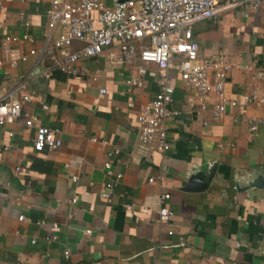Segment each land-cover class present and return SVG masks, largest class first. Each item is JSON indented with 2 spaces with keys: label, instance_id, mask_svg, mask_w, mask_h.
Masks as SVG:
<instances>
[{
  "label": "crops",
  "instance_id": "obj_1",
  "mask_svg": "<svg viewBox=\"0 0 264 264\" xmlns=\"http://www.w3.org/2000/svg\"><path fill=\"white\" fill-rule=\"evenodd\" d=\"M47 8V0H0V96L24 83L48 106L36 100L24 107L39 118L32 128L19 121L0 126V264H264V106L235 109L214 122L172 70L169 108L177 114L167 121L170 150L147 156L137 112L157 93L154 78L140 76L142 87L129 88L138 60L114 65L104 57L78 62L75 76L54 69L44 77ZM192 34L201 57L221 51L231 65V96L257 85L264 1L195 24ZM26 35L34 41H23ZM6 37L17 40L3 45ZM251 119L260 122L254 133ZM36 126L59 129L61 146L35 152ZM112 150L113 173L122 178L107 204L100 193L114 180L103 168ZM193 176L199 185L190 184ZM164 193L174 212L167 223L157 206L143 208Z\"/></svg>",
  "mask_w": 264,
  "mask_h": 264
},
{
  "label": "built area",
  "instance_id": "obj_2",
  "mask_svg": "<svg viewBox=\"0 0 264 264\" xmlns=\"http://www.w3.org/2000/svg\"><path fill=\"white\" fill-rule=\"evenodd\" d=\"M47 1L42 53L47 56L49 65L43 73L44 77H49L54 69L75 76L80 73L78 62L104 57L114 65L131 64L133 60H138V77H131L126 81L129 88L142 87L140 76L154 78L157 93L152 100L141 105L137 112L138 141L140 149L147 156L153 152L165 154L170 150L167 121L177 114L169 108L174 94V88L169 82L172 70L176 71L184 86L192 90L194 100L199 103L201 110L211 113L214 122L219 123L235 109L264 106V67L255 73L257 85L254 88L243 93L240 98L231 96L227 91L231 65L224 61L221 51L212 56L201 57L192 34L195 24L217 21L223 12L238 5L257 9L264 0ZM16 40L6 37L3 45ZM23 41L32 43L34 40L26 35L23 36ZM74 44L78 46H73ZM29 54L33 56L36 52L30 50ZM25 59L23 57L21 61ZM15 63L11 62L12 65ZM149 65H154L155 70L149 71ZM100 93L104 94L105 91L100 90ZM210 96L215 100L212 103L208 101ZM36 100L43 110H47L43 97L28 90L24 83L17 86L14 95L0 96V126L19 121L26 128L34 127L39 118L25 111L24 107ZM234 121L237 119L234 118ZM258 123L259 120L251 119L249 130L254 133ZM60 133L59 129L36 126L33 150L41 153L59 148ZM101 143L106 144L105 141ZM223 147L224 145H219L220 149ZM9 148V145H5L3 149ZM116 154V150L108 152L103 165L106 174L114 176V180L106 184L105 190L100 193L107 204L114 202L112 189L122 178V174H114L112 170ZM72 180L76 181V178L73 177ZM153 181V178L149 179V182ZM169 199L170 195L166 193L155 196L143 208L157 206L159 221L167 223L174 214L165 206ZM131 208L130 205H125L126 210ZM18 219L23 221L24 216L20 215ZM90 232L85 231L86 234ZM64 255L67 257L68 251Z\"/></svg>",
  "mask_w": 264,
  "mask_h": 264
},
{
  "label": "water",
  "instance_id": "obj_3",
  "mask_svg": "<svg viewBox=\"0 0 264 264\" xmlns=\"http://www.w3.org/2000/svg\"><path fill=\"white\" fill-rule=\"evenodd\" d=\"M190 184H193V185H199V182H198V179L196 176H193L191 179H190ZM193 187V186H192Z\"/></svg>",
  "mask_w": 264,
  "mask_h": 264
}]
</instances>
